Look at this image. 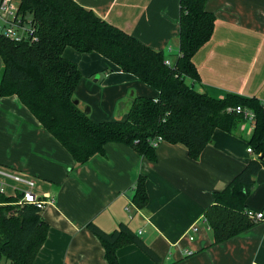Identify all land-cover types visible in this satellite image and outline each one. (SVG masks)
Listing matches in <instances>:
<instances>
[{
    "label": "crops",
    "instance_id": "0c3cea01",
    "mask_svg": "<svg viewBox=\"0 0 264 264\" xmlns=\"http://www.w3.org/2000/svg\"><path fill=\"white\" fill-rule=\"evenodd\" d=\"M74 1L176 63L180 0ZM206 9L215 15V29L193 57L200 77L195 89L218 100L237 95L264 103V0H207ZM63 55L79 66L76 99L82 108L91 106L94 122L123 121L134 98L158 97L155 89L100 54L68 47ZM2 70L0 58V79ZM253 131L254 122L246 118L236 133L216 130L197 161L183 145L161 142L156 160L149 161L130 147L111 143L104 155L78 165L17 97H0V166L34 179L36 194L55 199L41 211L49 234L34 264H108L90 224L106 233L126 224L157 257L132 244L117 251L120 264H264V221L213 245L204 220L214 193L257 158L248 152ZM141 175L149 203L132 209L130 217L126 207ZM13 186L8 180L7 197H16ZM247 206L264 211V169ZM194 224L197 233L190 231ZM186 250L193 254L185 256Z\"/></svg>",
    "mask_w": 264,
    "mask_h": 264
},
{
    "label": "trees",
    "instance_id": "16d2710c",
    "mask_svg": "<svg viewBox=\"0 0 264 264\" xmlns=\"http://www.w3.org/2000/svg\"><path fill=\"white\" fill-rule=\"evenodd\" d=\"M18 1L20 12L33 20L37 41L15 42L0 35V97H17L78 165L104 155L111 143L155 161L159 139L185 146L189 157L197 161L216 130L236 133L245 121L230 109L252 111L254 131L248 145L257 158L226 189L214 193L204 220L213 233V245L255 226L257 222L247 216V200L256 176L264 169V103L237 95L218 100L195 89L194 82L200 77L193 57L211 40L215 29L216 18L206 9L207 0H180V52L171 66L164 52L149 48L74 0ZM68 47L82 54H100L155 89L158 97L134 98L123 121L94 122L75 103L82 74L77 63L64 57ZM133 189L132 208L144 209L149 203L146 177L139 176ZM18 199L0 195V262L34 264L47 241L49 225L34 206L15 205ZM89 228L101 240L108 264H120L117 251L132 244L157 260L126 224L112 233L94 224Z\"/></svg>",
    "mask_w": 264,
    "mask_h": 264
},
{
    "label": "built area",
    "instance_id": "2783aa9c",
    "mask_svg": "<svg viewBox=\"0 0 264 264\" xmlns=\"http://www.w3.org/2000/svg\"><path fill=\"white\" fill-rule=\"evenodd\" d=\"M35 30L32 18L29 16V19H26V15L20 12V2L18 0H0V35L15 42L37 41ZM167 64L169 66L172 65L169 60ZM230 110L236 114H242L247 120L253 122L255 120V114L252 111L245 110L242 107ZM160 142H162L161 139H159L158 143ZM248 152L254 153L251 147L248 148ZM8 180L13 182V188L16 192L15 196L19 197L15 205H32L36 209L43 211L48 204H52L55 200L53 196L36 194L34 192L36 186L34 179L3 166H0V195L6 196ZM132 209V204L129 203L126 207V212L130 214V217L132 216ZM247 216L254 222L264 221V211L248 209ZM190 231L197 233L199 231L198 225L194 224ZM190 240H194V237L190 236ZM192 254L193 252L189 250L185 251V256H191Z\"/></svg>",
    "mask_w": 264,
    "mask_h": 264
},
{
    "label": "rangeland",
    "instance_id": "374dc122",
    "mask_svg": "<svg viewBox=\"0 0 264 264\" xmlns=\"http://www.w3.org/2000/svg\"><path fill=\"white\" fill-rule=\"evenodd\" d=\"M29 14L26 16V19H29ZM1 76H2V72H1ZM189 82V81H188ZM143 86H145V85H143ZM149 90H152L151 89V87H147ZM132 91H134V90H132ZM132 91L130 92V94L129 95H131V93H132ZM130 97V96H129ZM91 106H87V107H83V110L84 111H86V109H88V108H90ZM119 107V106H118ZM126 111V110H125ZM128 111V110H127ZM101 122H104V121H101ZM99 123V122H98ZM0 264H9L8 262H6V260H3L2 262H0Z\"/></svg>",
    "mask_w": 264,
    "mask_h": 264
},
{
    "label": "water",
    "instance_id": "95a60500",
    "mask_svg": "<svg viewBox=\"0 0 264 264\" xmlns=\"http://www.w3.org/2000/svg\"><path fill=\"white\" fill-rule=\"evenodd\" d=\"M75 103L77 104V105H79V101L78 100H76L75 101ZM87 114H90V109L88 108V109H86V111H85Z\"/></svg>",
    "mask_w": 264,
    "mask_h": 264
}]
</instances>
